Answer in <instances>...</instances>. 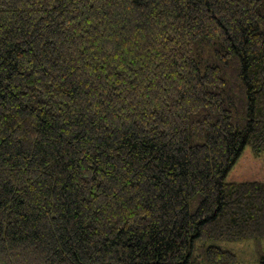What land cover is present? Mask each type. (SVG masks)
Listing matches in <instances>:
<instances>
[{
	"label": "trees",
	"instance_id": "1",
	"mask_svg": "<svg viewBox=\"0 0 264 264\" xmlns=\"http://www.w3.org/2000/svg\"><path fill=\"white\" fill-rule=\"evenodd\" d=\"M264 0H0V264H236L264 239ZM264 264V250L258 253Z\"/></svg>",
	"mask_w": 264,
	"mask_h": 264
},
{
	"label": "rangeland",
	"instance_id": "2",
	"mask_svg": "<svg viewBox=\"0 0 264 264\" xmlns=\"http://www.w3.org/2000/svg\"><path fill=\"white\" fill-rule=\"evenodd\" d=\"M226 181L259 180L264 181V152L255 154L249 145L243 148L240 156L225 177ZM237 256L236 264H258V252L264 250V239L255 241L219 240L214 242Z\"/></svg>",
	"mask_w": 264,
	"mask_h": 264
}]
</instances>
